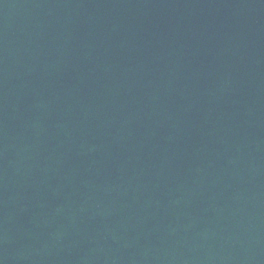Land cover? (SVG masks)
<instances>
[{
  "label": "water",
  "instance_id": "1",
  "mask_svg": "<svg viewBox=\"0 0 264 264\" xmlns=\"http://www.w3.org/2000/svg\"><path fill=\"white\" fill-rule=\"evenodd\" d=\"M0 264H264V0H0Z\"/></svg>",
  "mask_w": 264,
  "mask_h": 264
}]
</instances>
